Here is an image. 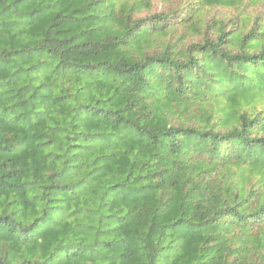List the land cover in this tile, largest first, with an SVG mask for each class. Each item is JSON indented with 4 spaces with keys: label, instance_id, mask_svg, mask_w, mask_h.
<instances>
[{
    "label": "trees",
    "instance_id": "1",
    "mask_svg": "<svg viewBox=\"0 0 264 264\" xmlns=\"http://www.w3.org/2000/svg\"><path fill=\"white\" fill-rule=\"evenodd\" d=\"M264 0H0V264H264Z\"/></svg>",
    "mask_w": 264,
    "mask_h": 264
},
{
    "label": "rangeland",
    "instance_id": "2",
    "mask_svg": "<svg viewBox=\"0 0 264 264\" xmlns=\"http://www.w3.org/2000/svg\"><path fill=\"white\" fill-rule=\"evenodd\" d=\"M170 1V3L171 2H175V1H177V0H157V3H158V5H161V4H163V3H168ZM259 9L261 10V11H264V6H259Z\"/></svg>",
    "mask_w": 264,
    "mask_h": 264
}]
</instances>
